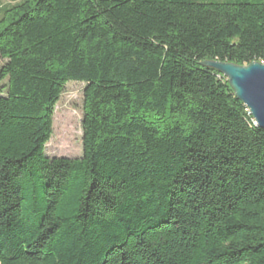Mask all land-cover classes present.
<instances>
[{"label": "trees", "instance_id": "obj_1", "mask_svg": "<svg viewBox=\"0 0 264 264\" xmlns=\"http://www.w3.org/2000/svg\"><path fill=\"white\" fill-rule=\"evenodd\" d=\"M4 1L0 264H264V128L200 64L264 63V0Z\"/></svg>", "mask_w": 264, "mask_h": 264}, {"label": "rangeland", "instance_id": "obj_2", "mask_svg": "<svg viewBox=\"0 0 264 264\" xmlns=\"http://www.w3.org/2000/svg\"><path fill=\"white\" fill-rule=\"evenodd\" d=\"M9 2L0 0V13ZM3 61L0 58V66ZM85 83L70 82L55 107L53 135L46 153L54 157L83 156V128Z\"/></svg>", "mask_w": 264, "mask_h": 264}, {"label": "water", "instance_id": "obj_3", "mask_svg": "<svg viewBox=\"0 0 264 264\" xmlns=\"http://www.w3.org/2000/svg\"><path fill=\"white\" fill-rule=\"evenodd\" d=\"M201 66L223 75L236 98L249 110L257 125L264 128V63L238 65L220 60H204Z\"/></svg>", "mask_w": 264, "mask_h": 264}]
</instances>
